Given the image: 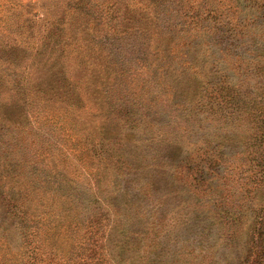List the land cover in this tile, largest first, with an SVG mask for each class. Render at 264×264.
<instances>
[{"label":"trees","instance_id":"16d2710c","mask_svg":"<svg viewBox=\"0 0 264 264\" xmlns=\"http://www.w3.org/2000/svg\"><path fill=\"white\" fill-rule=\"evenodd\" d=\"M90 1L65 5L73 14L48 21L41 30L37 21L46 18L21 13L19 0H0V209L12 225H3L1 218L0 233L16 230L23 240L20 254H2L0 264H26L23 259L35 255H42L44 264H119L108 244L107 207L76 210L72 221V209L54 206L56 193L51 195V208L42 204L49 198L43 179L49 175L43 172L51 173V178L70 174L58 155L66 161L81 142L94 163L105 156L117 157L115 163L123 160L114 147L121 139L119 131L110 136L105 129L98 135L90 126L85 130L83 112L91 98L95 104L89 109L98 112L103 107L99 116L115 122L123 135L124 128L139 125L150 110L167 113L174 128L189 130L202 120L242 128L247 136L241 154L252 163L243 170L254 174L250 180L264 182V59L255 66L252 90L244 89L243 83L200 80L197 97L182 102L176 97L180 83L188 86L186 80L195 77L189 71L194 66L189 50L210 44L216 31L222 34L220 40L214 39L215 46L224 37L241 38L251 21L235 20L240 11L220 16L226 12L222 10L211 16L212 11L197 1L191 2L196 9L189 7L195 12L189 14L181 9V0H151L146 22H137L136 11L130 14L120 7L103 21L101 15H89ZM251 1L264 11V0ZM205 13L211 18L199 17ZM203 20L213 24L204 39ZM133 40L139 48L132 46ZM220 51L227 56L228 47ZM83 130L82 141L72 137ZM203 166L198 164L201 174ZM250 210L253 221L246 228L244 253L237 264H264V198ZM42 214L47 216L43 221ZM65 220L70 221V237L79 236L80 242L62 255L49 230L51 223ZM218 221L226 222L220 215Z\"/></svg>","mask_w":264,"mask_h":264},{"label":"rangeland","instance_id":"374dc122","mask_svg":"<svg viewBox=\"0 0 264 264\" xmlns=\"http://www.w3.org/2000/svg\"><path fill=\"white\" fill-rule=\"evenodd\" d=\"M77 1L19 0L18 7L21 13L46 18L44 22L37 21V28L42 30L48 21L71 16L72 8L64 7ZM181 1V9L189 14L195 13L196 7L191 2L197 1L201 8L212 11L211 16L222 10L226 12L220 16L240 11L237 18L236 15L233 18L250 20L251 24L243 28L245 33L241 38L224 37L223 43L215 46V40H220L222 34L216 31L210 44H198L189 50L194 64L189 71L195 77L186 80L188 86L180 83L176 92L178 101L197 97L200 80L243 83L244 89L252 90L258 71L255 66L264 59V11H258L251 0ZM150 3L151 0H93L89 2L93 7L88 12L90 16L97 15L94 18L101 15L105 21L114 8L120 7L130 14L136 11L137 22H146L145 19L151 17L148 13L152 8ZM163 14L160 9L158 17ZM199 17L211 18L206 13ZM202 25L204 39L203 33L212 31L213 24L203 20ZM132 46H139L137 40H133ZM223 47H228L227 56L220 51ZM94 104L95 99L91 98L85 105L82 118L85 130L90 126L98 135V130L105 129L110 136L119 131L121 139L114 147L123 160L115 163L117 157L105 156L94 163L92 153L81 142L76 152L73 151L77 155L72 152L66 161L58 155L59 162L61 159L62 165L66 163L70 174L51 178V173L43 172L42 175H49L43 178L46 181L44 189L49 191L44 195L48 194L49 198L42 204L48 203L51 208V195L56 193L54 206L58 208L63 204L72 209V221L76 218V210L88 212L97 205L107 207L111 212L107 225V229L110 227L108 244L119 264H237L244 253L246 228L253 221L250 208L259 205L264 198V182L250 180L254 174L243 170L252 163L241 154L247 136L242 128L222 127L208 120L192 125L189 130L174 128L167 113L150 110L143 114L139 125L134 123L124 128L123 135L115 122H106L99 116L103 107L98 112L89 109ZM85 130L72 137L82 141ZM98 144L104 149L108 147ZM199 163L204 165L202 174ZM215 163L219 165L214 166ZM219 215L226 220L220 222L225 226L219 224ZM41 217L43 221L47 216L42 214ZM1 218L3 225L12 226L2 208L0 221ZM69 225V220L51 223L49 230L62 255L80 242L79 236L73 239L68 234ZM22 241L16 230L1 232L0 256L19 255ZM23 262L44 264L42 255L26 257Z\"/></svg>","mask_w":264,"mask_h":264}]
</instances>
